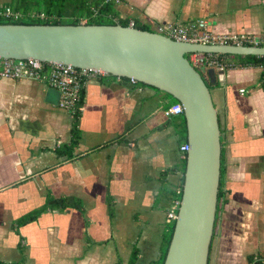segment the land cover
Masks as SVG:
<instances>
[{
    "label": "crops",
    "instance_id": "crops-1",
    "mask_svg": "<svg viewBox=\"0 0 264 264\" xmlns=\"http://www.w3.org/2000/svg\"><path fill=\"white\" fill-rule=\"evenodd\" d=\"M13 0H0V7ZM118 18L158 32L206 19L215 33L264 36V0H121ZM219 73V72H218ZM211 93L221 130L223 187L209 264H264L263 68L228 69ZM46 82L0 78V261L15 264H158L187 152L169 95L103 76L73 112ZM74 197L79 207L47 208Z\"/></svg>",
    "mask_w": 264,
    "mask_h": 264
},
{
    "label": "water",
    "instance_id": "water-1",
    "mask_svg": "<svg viewBox=\"0 0 264 264\" xmlns=\"http://www.w3.org/2000/svg\"><path fill=\"white\" fill-rule=\"evenodd\" d=\"M264 56V46L204 45L122 24L0 23V57L93 68L155 87L184 106L188 145L182 198L164 264H209L221 179V130L210 84L187 53ZM208 72L209 82L203 77Z\"/></svg>",
    "mask_w": 264,
    "mask_h": 264
},
{
    "label": "built area",
    "instance_id": "built-area-1",
    "mask_svg": "<svg viewBox=\"0 0 264 264\" xmlns=\"http://www.w3.org/2000/svg\"><path fill=\"white\" fill-rule=\"evenodd\" d=\"M109 1H114L115 3L121 2V0H105V2ZM32 15L34 16L35 14ZM36 15L45 18L43 13ZM0 16L14 20L22 18V14L10 5H6L4 8L0 9ZM129 26L135 27V21L131 20ZM158 33L169 36L175 41L193 44L264 46V36H257L247 32L215 33L211 31L209 22L206 19L190 20L185 23L176 22L163 24L158 27ZM186 56L196 69L201 67H206V69L214 68L219 74L225 73L224 66L215 53L195 51L187 53ZM50 64L51 66L46 70L44 68V62L40 60H16L0 57V78L15 80L33 79L46 82L49 86L60 92V107L72 112L76 109L85 82L89 79H97L107 75L106 72L93 68H78L63 63ZM206 77L209 78L207 71ZM130 80L136 83V80ZM183 113L184 106L180 102L172 104L167 109V114L171 116L182 115ZM188 149L189 145L187 142L181 146V150L184 152H187ZM180 201L181 200H176L173 208L167 214V221L170 224L174 223L177 219ZM0 264L15 263L0 261Z\"/></svg>",
    "mask_w": 264,
    "mask_h": 264
},
{
    "label": "trees",
    "instance_id": "trees-1",
    "mask_svg": "<svg viewBox=\"0 0 264 264\" xmlns=\"http://www.w3.org/2000/svg\"><path fill=\"white\" fill-rule=\"evenodd\" d=\"M16 11H19L22 14V18L18 20L7 19L0 16V23H25V24H122L124 26H129V20L118 18V12L115 6L114 1L105 2V0H13L10 3ZM5 6L0 7V9ZM43 13L45 18H41L36 14ZM32 14H35L34 16ZM137 28L147 30L142 26H135ZM217 58L224 66L225 72L228 69L235 68H246V67H263L264 66V56L259 55H231V54H217ZM51 66L50 63L44 62V68L47 70ZM264 68V67H263ZM203 74V73H202ZM206 76V72L203 74ZM107 76H113L107 74ZM116 77V76H114ZM121 79H129L126 77H120ZM209 82V78L207 77ZM141 85H147L145 83L136 81ZM218 83V80L215 84L210 85V89ZM262 86L264 87V69H263V82ZM83 89L81 90L80 99L77 103L76 109L73 112L74 121L72 126V140L69 146L65 145V148L62 150V146L59 147V154H67L71 156L73 154V147L79 140V117L81 112V106L83 102ZM168 94V93H167ZM169 98L171 104L179 102L176 98L172 97L170 94ZM169 106V107H170ZM168 107V108H169ZM167 108V109H168ZM182 125L179 130L181 139L188 141L187 133V124L184 115H181ZM185 171H186V159L183 162L182 166V178L180 183V191L176 194H173L177 200H181L183 192V184L185 180ZM223 154L221 158V179L220 187L218 193V209L219 203L222 200L225 190L223 187ZM80 202L74 197H60V198H48L45 206L35 212L29 214L26 218L23 219V222H29L34 220L39 213L47 208L51 209H62L68 206L79 207ZM175 228V222L172 223L166 232L163 244L161 256L158 260V264H164L168 249L171 243L172 235Z\"/></svg>",
    "mask_w": 264,
    "mask_h": 264
},
{
    "label": "rangeland",
    "instance_id": "rangeland-1",
    "mask_svg": "<svg viewBox=\"0 0 264 264\" xmlns=\"http://www.w3.org/2000/svg\"><path fill=\"white\" fill-rule=\"evenodd\" d=\"M15 1H16V0H15ZM197 70H198V71H200V68H198ZM203 74H204V72H203ZM203 77H204V78H205V80L208 82V80H207V77H206V76H204V75H203Z\"/></svg>",
    "mask_w": 264,
    "mask_h": 264
}]
</instances>
